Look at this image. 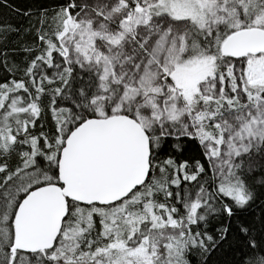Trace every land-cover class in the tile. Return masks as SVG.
Here are the masks:
<instances>
[{
	"label": "snow or ice",
	"instance_id": "obj_1",
	"mask_svg": "<svg viewBox=\"0 0 264 264\" xmlns=\"http://www.w3.org/2000/svg\"><path fill=\"white\" fill-rule=\"evenodd\" d=\"M8 43L0 29V264H189L234 218L239 264H264L237 217L248 178L264 185V0H66L25 66ZM182 138L207 167L161 160Z\"/></svg>",
	"mask_w": 264,
	"mask_h": 264
},
{
	"label": "trees",
	"instance_id": "obj_2",
	"mask_svg": "<svg viewBox=\"0 0 264 264\" xmlns=\"http://www.w3.org/2000/svg\"><path fill=\"white\" fill-rule=\"evenodd\" d=\"M66 1L54 2L48 0H0V29L5 30L9 48L17 51L11 54V61H14L21 67L26 65V54L19 51L26 42L35 41V26L43 13H47L50 17L59 7ZM18 29V32L10 31ZM34 55V54H33ZM31 57H27L30 59ZM5 75L4 70L0 69V76ZM11 75V73H10ZM51 125L50 118L46 121V126ZM179 145V149L174 145ZM168 156L173 157L178 162L188 160L192 162L201 159L202 163L206 162L202 159L201 149L199 145L192 140L182 138L179 141L169 139L161 152V160ZM210 175V174H209ZM261 175L260 172L254 173L248 178L249 184L255 192V199L248 209L239 211L237 217L249 224L253 229V235L258 241H264V185L256 183V177ZM235 219L232 222V234L228 239L222 241L216 249L209 254H202L197 250L188 253L189 264H239L241 258L242 246L238 242L235 234ZM227 218L216 217L211 218L206 230L209 234L218 237L217 229L227 225Z\"/></svg>",
	"mask_w": 264,
	"mask_h": 264
},
{
	"label": "water",
	"instance_id": "obj_3",
	"mask_svg": "<svg viewBox=\"0 0 264 264\" xmlns=\"http://www.w3.org/2000/svg\"><path fill=\"white\" fill-rule=\"evenodd\" d=\"M48 1L62 2V1H66V0H48Z\"/></svg>",
	"mask_w": 264,
	"mask_h": 264
}]
</instances>
